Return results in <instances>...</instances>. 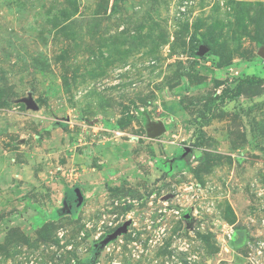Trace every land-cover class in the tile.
<instances>
[{
  "label": "rangeland",
  "instance_id": "1",
  "mask_svg": "<svg viewBox=\"0 0 264 264\" xmlns=\"http://www.w3.org/2000/svg\"><path fill=\"white\" fill-rule=\"evenodd\" d=\"M0 264H264V0H0Z\"/></svg>",
  "mask_w": 264,
  "mask_h": 264
},
{
  "label": "water",
  "instance_id": "2",
  "mask_svg": "<svg viewBox=\"0 0 264 264\" xmlns=\"http://www.w3.org/2000/svg\"><path fill=\"white\" fill-rule=\"evenodd\" d=\"M207 51H208V47L206 45H204V44H200L198 46V49H197V54L204 55ZM164 129H165L164 125L161 122H159L157 127H156L155 132L159 133V132L163 131ZM73 192H74L75 197H76L75 203H76L77 206H79L81 204L82 200H83V194H82V192H81L79 187H75L73 189ZM185 217H188L187 213L185 214ZM122 227L125 228L126 224L123 225Z\"/></svg>",
  "mask_w": 264,
  "mask_h": 264
}]
</instances>
